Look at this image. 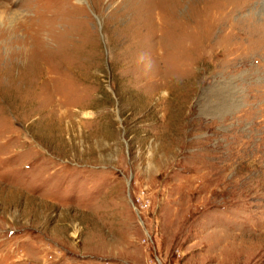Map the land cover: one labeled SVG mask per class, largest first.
<instances>
[{
	"label": "rangeland",
	"instance_id": "1",
	"mask_svg": "<svg viewBox=\"0 0 264 264\" xmlns=\"http://www.w3.org/2000/svg\"><path fill=\"white\" fill-rule=\"evenodd\" d=\"M0 9V264H264V0Z\"/></svg>",
	"mask_w": 264,
	"mask_h": 264
},
{
	"label": "clouds",
	"instance_id": "2",
	"mask_svg": "<svg viewBox=\"0 0 264 264\" xmlns=\"http://www.w3.org/2000/svg\"><path fill=\"white\" fill-rule=\"evenodd\" d=\"M8 7H11L8 5ZM15 13V19H16V25L18 26L19 24H24L26 23V14L21 13L20 9H14L13 10ZM7 10L6 9H0V30H2L4 27L7 26Z\"/></svg>",
	"mask_w": 264,
	"mask_h": 264
}]
</instances>
